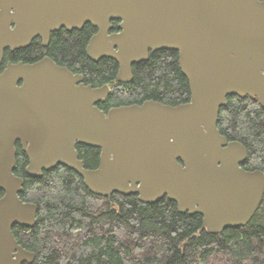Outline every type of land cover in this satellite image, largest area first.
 Listing matches in <instances>:
<instances>
[{"label": "water", "instance_id": "obj_1", "mask_svg": "<svg viewBox=\"0 0 264 264\" xmlns=\"http://www.w3.org/2000/svg\"><path fill=\"white\" fill-rule=\"evenodd\" d=\"M111 20L120 21L113 33ZM84 22L97 27L86 54L116 60L120 82L132 80V65L149 51H177L190 100H146L105 113L96 103L109 85H85L48 56L8 62L0 71V264L35 258L12 231L33 226L37 215V205L19 197L16 142L31 177L63 165L99 196L137 194L144 203L167 196L180 213L200 214L209 233L246 225L262 201L264 173L242 168L245 146L228 141L217 122L228 95L257 96L264 106V1L0 0V65L5 50L37 37L46 46L51 31ZM76 144L99 148L96 168H85Z\"/></svg>", "mask_w": 264, "mask_h": 264}, {"label": "trees", "instance_id": "obj_2", "mask_svg": "<svg viewBox=\"0 0 264 264\" xmlns=\"http://www.w3.org/2000/svg\"><path fill=\"white\" fill-rule=\"evenodd\" d=\"M118 22L112 21L114 30ZM93 31L92 26L83 31L60 29L51 32L46 46L34 38L25 48L7 49L0 71L8 62L33 63L48 56L82 74L86 84L109 85V95L97 104L105 112L146 100L174 106L190 100L177 51H149L146 60L132 65V80L120 82L116 60L94 61L87 56L85 48ZM226 102L219 109V131L228 141L245 146L243 169L264 173V106L250 96L228 95ZM76 150L85 168L98 166L99 148L76 144ZM15 160L14 174L23 179L19 197L37 205L33 226L12 228L18 243L34 252L30 264H264V195L246 225L209 233L200 214L180 213L167 196L155 203L141 202L137 194L99 196L63 165L31 177L26 173L28 158L18 142ZM3 194L0 190V197Z\"/></svg>", "mask_w": 264, "mask_h": 264}, {"label": "flooded vegetation", "instance_id": "obj_3", "mask_svg": "<svg viewBox=\"0 0 264 264\" xmlns=\"http://www.w3.org/2000/svg\"><path fill=\"white\" fill-rule=\"evenodd\" d=\"M112 21L113 20H111L110 21V24L112 25V28L111 29H109V33H113V32H116V31H118L119 30V28H118V24H119V22H118V24H117V30H114V26H113V24H112ZM90 26H92L93 28H95V31H93L92 33H90V35L88 36V40H87V43H88V41H89V39H90V37L93 35V34H95L96 32H97V27H95V26H93L90 22H84V24L82 25V27L81 28H71V29H67V28H65V27H61V28H59V29H57V30H60V29H63L64 31H67V32H72V31H83L86 27L87 28H90ZM54 31H56V30H54ZM51 32H53V31H51ZM37 38H40V37H37ZM50 38H51V33H50ZM40 40H41V38H40ZM49 41H50V39H49ZM41 42H42V40H41ZM42 45H43V43H42ZM87 45V44H86ZM85 50H86V48H85ZM88 56V55H87ZM45 57V56H44ZM50 58V57H49ZM74 73V72H73ZM75 74H80V73H75ZM82 75V74H81ZM83 76V75H82ZM83 83L85 84V85H91V84H86L85 83V81H84V77H83ZM254 98V97H253ZM255 98H257L258 99V97L257 96H255ZM104 102V101H103ZM98 103H101V102H98ZM98 103H96V105L98 104ZM98 107V106H97ZM99 108V107H98ZM99 109H101V108H99ZM101 110H103V109H101ZM104 111V110H103ZM105 112V111H104ZM107 112H108V110H107ZM107 112H105V113H107ZM17 143V142H16ZM15 143V144H16ZM19 143V142H18ZM242 166V165H241ZM243 168V167H242ZM246 170V169H245ZM251 171V170H250ZM24 264V263H23Z\"/></svg>", "mask_w": 264, "mask_h": 264}, {"label": "bare ground", "instance_id": "obj_4", "mask_svg": "<svg viewBox=\"0 0 264 264\" xmlns=\"http://www.w3.org/2000/svg\"><path fill=\"white\" fill-rule=\"evenodd\" d=\"M249 222V221H248Z\"/></svg>", "mask_w": 264, "mask_h": 264}]
</instances>
